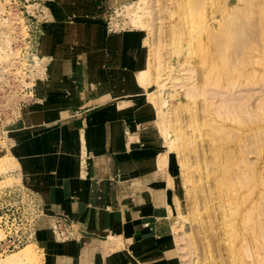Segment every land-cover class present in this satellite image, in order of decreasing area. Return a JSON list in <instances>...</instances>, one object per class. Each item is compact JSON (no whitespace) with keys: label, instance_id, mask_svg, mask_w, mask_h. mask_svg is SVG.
Returning <instances> with one entry per match:
<instances>
[{"label":"rangeland","instance_id":"obj_1","mask_svg":"<svg viewBox=\"0 0 264 264\" xmlns=\"http://www.w3.org/2000/svg\"><path fill=\"white\" fill-rule=\"evenodd\" d=\"M37 1L0 0V106L5 111L0 187L16 185L41 198L38 233L48 231L49 217H61L75 231L70 241L82 238L75 222L49 211L43 195L48 182L64 173L58 162L65 156L76 151L75 170L78 175L85 170L84 133L73 142L56 135L66 124L58 121L56 111L66 102L59 103L52 91L44 99L37 97L47 72L54 82L62 75L61 63L69 60L89 76L103 73L113 95L128 101L123 105L130 119L127 144L147 150L150 159H164L154 169L164 179L169 200L167 221L160 223L173 231L160 240L171 247L173 263L264 261V0H42L34 5ZM26 14L35 16L43 32L36 56L23 67ZM127 32L134 33L133 41L123 42ZM217 71L231 75L222 78L230 81L227 85L206 82L208 73ZM30 87L32 101L22 91ZM214 108L231 110V123L218 126ZM243 187L249 191L246 202L239 193ZM247 209L255 222L240 218ZM230 217H236L230 220L235 219L234 227ZM228 225L241 236L246 233L241 240L249 241V247L244 243L248 256L232 253L243 241ZM230 232L239 243L233 236L231 242ZM109 235L97 239L101 254L119 260L124 241ZM51 239L70 242L52 234ZM27 246L0 255V264H48L40 239Z\"/></svg>","mask_w":264,"mask_h":264},{"label":"crops","instance_id":"obj_2","mask_svg":"<svg viewBox=\"0 0 264 264\" xmlns=\"http://www.w3.org/2000/svg\"><path fill=\"white\" fill-rule=\"evenodd\" d=\"M74 63L63 61L62 75L54 82L47 72L37 97L44 99L52 91L59 103L66 102L56 117L73 131L104 124L97 137L84 136L85 170L81 175L79 170L62 173L48 182L43 194L49 211L75 222L82 238L56 243L49 230H39L36 242L40 239L45 246L48 264H181L173 263L171 247L160 240L173 231L160 223L168 217L169 200L161 185L164 179L154 168L141 169L138 161L149 158L147 150L130 147L125 140L130 119H126L129 111L123 105L128 101L113 95L103 73L89 76ZM106 234L124 241L119 260L117 255L101 254L97 239Z\"/></svg>","mask_w":264,"mask_h":264},{"label":"built area","instance_id":"obj_3","mask_svg":"<svg viewBox=\"0 0 264 264\" xmlns=\"http://www.w3.org/2000/svg\"><path fill=\"white\" fill-rule=\"evenodd\" d=\"M15 4L16 1L19 4H25L28 2H34L36 0H12ZM39 2V3H38ZM42 0L37 1L35 4H40ZM24 6V5H23ZM27 15V14H26ZM26 27V49L23 50L22 58L23 67H28L33 61L34 55L36 56V41L41 36L43 29L39 21L28 14L24 21ZM24 71L26 70L23 68ZM26 95L27 100L32 101L35 99L32 88H24L22 90ZM27 100L21 101L19 106L26 104ZM18 105L14 107L16 110ZM5 111L0 106V136L2 134V125L5 121ZM10 114V113H9ZM10 114V117H13ZM42 200L34 192L24 189L22 187L1 186L0 187V255H6L18 251L19 249L36 243L38 233V221L42 213ZM48 230L56 240L70 241L73 240L76 235L72 225L61 217H49L48 218Z\"/></svg>","mask_w":264,"mask_h":264},{"label":"bare ground","instance_id":"obj_4","mask_svg":"<svg viewBox=\"0 0 264 264\" xmlns=\"http://www.w3.org/2000/svg\"><path fill=\"white\" fill-rule=\"evenodd\" d=\"M34 5H37V4H34ZM219 19H220V17H219ZM213 20V19H212ZM211 20V21H212ZM210 21V22H211ZM217 21V19L216 20H214L213 22H216ZM220 21V20H219ZM216 22V24L218 25V27L221 25L220 24V22ZM252 25V24H251ZM210 26H211V24H210ZM209 26V28L211 29V28H213L212 26L210 27ZM214 26H216V25H214ZM44 39V38H43ZM124 40L126 41V42H130V41H133L134 40V33H132V32H127V33H125L124 35H123V42H124ZM251 42V41H250ZM249 42V44L247 43V49H251L252 48V43H250ZM248 45H251V47L249 46V48H248ZM226 45H224V47H225ZM227 47V46H226ZM225 47V48H226ZM225 48H223L224 50H225ZM254 49V48H253ZM249 51V50H248ZM252 51V49L249 51V52H251ZM248 52V53H249ZM39 63V62H38ZM221 72V71H220ZM220 72H216V73H213V72H210V74L208 73V75H209V79H207L206 80V82L208 81V80H211L210 82H213L214 84H216V83H218V84H226L227 85V82H230V81H228V80H224V79H222V78H224V77H227L228 79L231 77V75H229V74H226V75H223V74H221ZM211 76H212V78H211ZM211 84V83H210ZM188 93L189 94H192L193 93V90H189L188 91ZM245 111V110H244ZM243 111V112H244ZM226 111L225 110H223V109H218V108H214L213 109V115L215 116V120H216V124L218 125V123H220L219 125H221L222 123L224 124L225 122L227 123H231V117H230V112H231V110L230 111H228L227 113H225ZM246 112V111H245ZM103 113H104V111H103ZM247 113H249V112H247ZM96 116V115H95ZM93 119V118H92ZM94 120V119H93ZM222 122V123H221ZM218 125V126H219ZM222 127V126H221ZM52 130V129H51ZM100 130H101V128L99 127V125H98V123H94V124H92V126H90L89 128H87L86 130H82V132H80V131H73V130H68V126L67 125H62L61 127H60V129H59V133H57L56 135H66L65 137L69 140V141H71V142H73V141H77L79 138L78 137H80L83 133H84V135H88V137L91 139V138H95V137H97V135H99V133H100ZM115 131V130H114ZM51 135V134H50ZM55 135V136H56ZM78 135H80V136H78ZM42 136H43V134H42ZM46 138V137H45ZM41 139H42V141H43V137H41ZM83 139V138H82ZM126 139V138H125ZM127 140V139H126ZM20 142V141H19ZM18 142V143H19ZM123 151V150H122ZM75 153H76V151H75ZM75 153H71V155L69 156V155H67V156H65V157H67V158H62V159H60L59 160V162H58V165H59V171H60V173H62V172H64L63 174H65L66 172H72V171H76L75 170V168H76V165L78 164V162H77V160H76V154ZM50 155V154H49ZM57 157V156H56ZM48 159V158H47ZM54 159H52V161H53ZM64 162H65V164L67 165L66 167L64 166L63 167V164H64ZM164 162V159H162V158H152V159H150V158H148L147 157V159H143V160H141V161H138V163H139V166H140V168L142 169V168H145V167H148V168H154V169H156V167L158 166V167H160L161 165H162V163ZM53 165V164H52ZM53 168V167H52ZM57 169V170H58ZM62 175V174H61ZM39 178V177H38ZM46 178V177H45ZM46 181V180H45ZM51 182V181H50ZM28 183V182H27ZM248 184V183H247ZM246 184V185H247ZM245 186V185H244ZM246 187V186H245ZM245 187H243V189H245V191H243L242 190V188H241V190H242V193H241V190H239L240 192V195L243 197L242 198V200H243V202L245 201L246 202V200H247V197H248V195H249V191H248V193L246 192L248 189H246ZM248 188V187H247ZM239 195V196H240ZM239 196H237V197H239ZM246 198V199H245ZM242 202V201H241ZM242 202V203H243ZM244 205H245V203H244ZM246 206V205H245ZM237 209V208H236ZM240 209H242V208H240ZM239 209V210H240ZM250 209V208H249ZM249 209H247L246 210V212L244 213V215L245 216H243V214L241 215V216H243V217H240V218H247L248 220H246V218L244 219V220H246V223H249V222H255L253 219H252V215H253V211H252V209L251 210H249ZM245 210V209H244ZM233 211H235L234 213H235V216H236V213H238L235 209H233ZM249 211H250V213H249ZM232 212V211H231ZM241 213H243V212H241ZM247 213H249L248 215H247ZM240 214V213H239ZM238 215V214H237ZM230 216H231V214H230ZM234 216V215H233ZM251 218L252 219V221L249 219V218ZM233 218H235L236 219V217H230L229 218V221H228V223H229V225H232L233 226V224H234V221H235V219L233 220V223H231L230 224V220H232ZM237 218H238V216H237ZM240 218H238L239 220H240ZM238 220V221H239ZM232 222V221H231ZM241 222V223H240ZM239 223L240 224H242L243 222L242 221H240ZM40 223V222H39ZM245 223V222H244ZM244 223H243V225H244ZM245 223V224H246ZM237 224V223H236ZM235 224V226H237ZM228 225V226H229ZM232 226H229L230 228L232 227ZM239 226V225H238ZM245 226V225H244ZM244 226H242L241 228H242V230L241 231H245L246 229H243V227ZM234 227V226H233ZM232 227V228H233ZM240 227V226H239ZM238 227V228H239ZM231 228V230L234 232V233H237L238 231H234V230H237V229H235V228H237V227H235L234 229H232ZM230 230V229H229ZM230 230V231H231ZM231 231V232H232ZM230 232V233H231ZM232 232V233H233ZM242 232V233H243ZM246 232V231H245ZM229 233V234H230ZM231 233V234H232ZM239 233V232H238ZM1 234V233H0ZM230 234V236H231V242L233 243V240H236V242H238V241H240L242 238H244V235L246 234H243V236H241V234L239 235L240 237L238 238V239H240V240H238L237 241V238H235V234H232L231 235ZM235 238V239H233V237ZM237 236H238V234H237ZM109 237H112V235H110ZM242 237V238H241ZM246 237H247V235H246ZM233 239V240H232ZM248 239V238H247ZM259 239V238H258ZM262 239V238H261ZM259 240L260 241V243H261V241L262 240ZM108 241V240H107ZM175 241L177 242V238H176V236H175ZM241 241H243V243L241 244V243H239L238 245H237V247L235 246V245H233L234 247H236V248H234L233 250L234 251H232V253H235V255H237V256H239V255H241V254H244L245 252V254L244 255H247L248 253H247V251L249 252L250 250L248 249H246V247L248 246L249 247V244L247 243V242H249V241H244V239L243 240H241ZM247 243V245H246V247L244 246V243ZM245 243V244H246ZM235 244V243H234ZM241 244V245H240ZM177 245H178V243H177ZM243 245V246H242ZM107 247V246H106ZM27 248V249H26ZM28 248H30L29 246H27V247H25L24 249H23V251H28ZM233 248V247H232ZM241 252V253H240ZM243 252V253H242ZM113 253V252H112ZM249 255V254H248ZM247 255V256H248ZM243 255H241V257H242ZM235 257V256H234ZM240 257V256H239ZM236 259H238L237 257H235ZM239 260L241 261V258H239L238 259V261H237V264H242L241 262H239ZM236 263V262H235ZM259 264H264V261H261Z\"/></svg>","mask_w":264,"mask_h":264}]
</instances>
